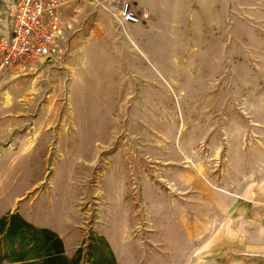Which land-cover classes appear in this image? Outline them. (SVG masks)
<instances>
[{
  "label": "rangeland",
  "instance_id": "obj_1",
  "mask_svg": "<svg viewBox=\"0 0 264 264\" xmlns=\"http://www.w3.org/2000/svg\"><path fill=\"white\" fill-rule=\"evenodd\" d=\"M67 17L61 57L0 72V218L68 257L94 234L117 264H264V0H78Z\"/></svg>",
  "mask_w": 264,
  "mask_h": 264
},
{
  "label": "built area",
  "instance_id": "obj_2",
  "mask_svg": "<svg viewBox=\"0 0 264 264\" xmlns=\"http://www.w3.org/2000/svg\"><path fill=\"white\" fill-rule=\"evenodd\" d=\"M76 1L0 0V72L27 74L37 64L61 57L70 26L67 9ZM120 19L139 23L126 1L121 2Z\"/></svg>",
  "mask_w": 264,
  "mask_h": 264
},
{
  "label": "trees",
  "instance_id": "obj_3",
  "mask_svg": "<svg viewBox=\"0 0 264 264\" xmlns=\"http://www.w3.org/2000/svg\"><path fill=\"white\" fill-rule=\"evenodd\" d=\"M70 257L59 236L18 214L0 218V264H117L102 236L90 234Z\"/></svg>",
  "mask_w": 264,
  "mask_h": 264
},
{
  "label": "bare ground",
  "instance_id": "obj_4",
  "mask_svg": "<svg viewBox=\"0 0 264 264\" xmlns=\"http://www.w3.org/2000/svg\"><path fill=\"white\" fill-rule=\"evenodd\" d=\"M104 58V56H98V60H100V59H103ZM17 78H19V76L18 77H15V79H17ZM36 82L37 81H35L33 84V87H32V92L34 93V92H36L37 91V84H36ZM27 94H24V99H26V101L27 102H31V98H30V96H26ZM4 100H6V102H5V108H10V107H12L13 106V101L11 100V97H10V94L8 93V92H6L5 93V95H4ZM30 131H29V135H30V141H29V146H30V148H34V144H35V142H36V139H37V136H38V133L36 132V130H34L33 128H30L29 129ZM39 204H40V210H41V212L45 215V217H47V219H48V221L49 222H54V221H58V219H56L55 217H57V215H55V212H56V207H55V203L53 204V209H55V210H53L52 209V211H48V209H46V203L43 201V200H41L40 202H39Z\"/></svg>",
  "mask_w": 264,
  "mask_h": 264
}]
</instances>
